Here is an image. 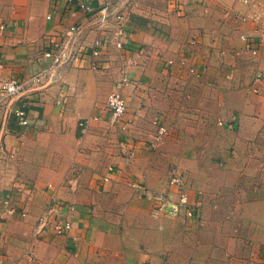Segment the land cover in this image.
<instances>
[{
	"label": "crops",
	"instance_id": "1",
	"mask_svg": "<svg viewBox=\"0 0 264 264\" xmlns=\"http://www.w3.org/2000/svg\"><path fill=\"white\" fill-rule=\"evenodd\" d=\"M82 1L100 2L0 0V76L28 79L41 71L48 60L30 59L50 33L72 23H82L91 52L102 30L86 18ZM207 1L140 0L126 21L130 50L110 43L98 68L90 67L91 56L57 67L47 86L16 101L26 105L29 124L0 112V264H157L169 230L186 217L184 209L170 213L179 199L171 183L177 172L202 211L222 191L248 197L243 210L258 228L254 264H264V45L257 42L253 53L241 38L256 37L260 26L241 0L226 3L228 14L205 13ZM118 88L128 105L124 129L110 123L107 108ZM155 118L180 135L152 147ZM217 120L225 139L213 132ZM206 125L205 138L190 136ZM171 164L178 169L172 175ZM162 198L166 213L156 216ZM52 200L75 205L63 235L39 230Z\"/></svg>",
	"mask_w": 264,
	"mask_h": 264
},
{
	"label": "built area",
	"instance_id": "2",
	"mask_svg": "<svg viewBox=\"0 0 264 264\" xmlns=\"http://www.w3.org/2000/svg\"><path fill=\"white\" fill-rule=\"evenodd\" d=\"M139 1L100 0L96 5L89 2H79V6L84 10L86 18L96 20L98 28L102 30V35L94 40L91 52H88L86 45L82 41V23H72L66 26L63 31L50 33L47 37L46 48L35 59H30V62L38 64L42 63L44 59L48 60V63L41 71L28 79L0 76V112H3L7 117L14 115L21 124H29L30 118L25 107L26 105H19L16 101L22 98V96L29 95L39 87L47 86V79L50 82L53 80L57 67L73 64L91 56L90 67L98 68L99 65L96 58L101 54L102 48L110 43L130 50L132 47L126 45V21L129 12ZM241 1L249 7L251 11L250 18L258 23L261 31L256 37L242 34L241 38L247 49L253 53H257L259 49L257 42L264 45V0ZM110 31H113V33ZM2 66L3 59L0 56V67ZM191 72L196 76L201 75L194 68H191ZM127 106V100L119 88L108 94L107 108L110 112L109 120L111 124H119L122 129L125 128L122 120ZM87 121L88 119H84L81 121V124L83 125ZM153 123L156 125L157 130L151 141V145L155 147L168 134V127L159 118H155ZM184 182V176L180 172L175 173L171 178V183L179 186L180 193L179 199L172 204L170 213L175 216L179 214L181 209H184L185 216L191 217L194 216L198 207L190 203L189 194L183 186ZM133 186L141 188L142 191L148 190L141 187V185H137V183H133ZM3 204L7 206L10 213L15 212L16 209L10 204L9 199H3ZM167 205L168 199L162 198L161 204L154 208L153 214L156 216L164 215L166 213L165 206ZM74 210L75 205L72 202L59 203L52 200L44 213L39 217V230L42 232L52 231L57 235L67 233L73 224L70 211Z\"/></svg>",
	"mask_w": 264,
	"mask_h": 264
},
{
	"label": "rangeland",
	"instance_id": "3",
	"mask_svg": "<svg viewBox=\"0 0 264 264\" xmlns=\"http://www.w3.org/2000/svg\"><path fill=\"white\" fill-rule=\"evenodd\" d=\"M208 0L204 12L214 11L228 14L232 4H226L231 0H222L216 5L210 4ZM240 0H233L232 3ZM226 6V7H225ZM189 74V72H188ZM163 81H166L169 73L165 74ZM167 79V83H168ZM167 87V85L165 86ZM172 86V89H176ZM217 128L213 132L219 138L225 139L227 135L222 132L224 127L217 121L212 124ZM207 131L196 134L192 132L190 136L200 135L205 138V134L210 133V126L206 125ZM178 137V131L168 132V136ZM189 135V134H188ZM190 139V138H188ZM178 170L175 165H170L171 174ZM223 192V193H222ZM212 198L211 205L205 211L199 207L194 216L184 217L166 241L161 244V248L168 245L165 256L157 264H254L255 257L260 254L256 245L258 228L253 222L256 219L247 216L243 207L248 200L247 196L231 194L222 191ZM253 198V197H252ZM201 206V204H200ZM21 213L22 208L20 207ZM255 251V252H254Z\"/></svg>",
	"mask_w": 264,
	"mask_h": 264
}]
</instances>
